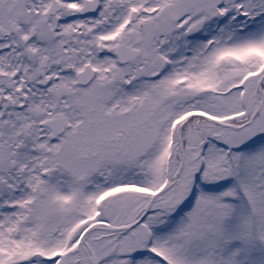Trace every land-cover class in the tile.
Listing matches in <instances>:
<instances>
[{
	"label": "snow or ice",
	"instance_id": "6c2138e0",
	"mask_svg": "<svg viewBox=\"0 0 264 264\" xmlns=\"http://www.w3.org/2000/svg\"><path fill=\"white\" fill-rule=\"evenodd\" d=\"M0 264H264V0H0Z\"/></svg>",
	"mask_w": 264,
	"mask_h": 264
}]
</instances>
